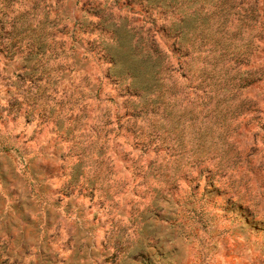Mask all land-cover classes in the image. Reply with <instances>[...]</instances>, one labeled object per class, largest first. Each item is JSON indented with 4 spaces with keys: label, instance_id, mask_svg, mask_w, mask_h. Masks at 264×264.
<instances>
[{
    "label": "rangeland",
    "instance_id": "obj_1",
    "mask_svg": "<svg viewBox=\"0 0 264 264\" xmlns=\"http://www.w3.org/2000/svg\"><path fill=\"white\" fill-rule=\"evenodd\" d=\"M0 264H264V0H0Z\"/></svg>",
    "mask_w": 264,
    "mask_h": 264
}]
</instances>
